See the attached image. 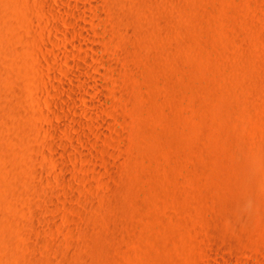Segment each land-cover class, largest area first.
Here are the masks:
<instances>
[{
	"label": "rangeland",
	"instance_id": "rangeland-1",
	"mask_svg": "<svg viewBox=\"0 0 264 264\" xmlns=\"http://www.w3.org/2000/svg\"><path fill=\"white\" fill-rule=\"evenodd\" d=\"M0 264H264V0H0Z\"/></svg>",
	"mask_w": 264,
	"mask_h": 264
}]
</instances>
